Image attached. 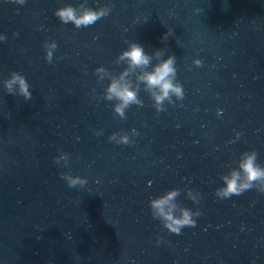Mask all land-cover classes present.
Returning <instances> with one entry per match:
<instances>
[{
	"label": "water",
	"instance_id": "obj_1",
	"mask_svg": "<svg viewBox=\"0 0 264 264\" xmlns=\"http://www.w3.org/2000/svg\"><path fill=\"white\" fill-rule=\"evenodd\" d=\"M0 264H264V0H0Z\"/></svg>",
	"mask_w": 264,
	"mask_h": 264
}]
</instances>
